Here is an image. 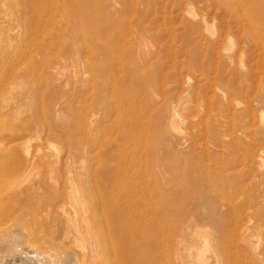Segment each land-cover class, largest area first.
<instances>
[{"label":"rangeland","instance_id":"rangeland-1","mask_svg":"<svg viewBox=\"0 0 264 264\" xmlns=\"http://www.w3.org/2000/svg\"><path fill=\"white\" fill-rule=\"evenodd\" d=\"M1 26L0 48L19 65L6 103L19 101L7 110L0 96V129L59 121L72 184L111 170L124 264H264V154L251 161L264 144V52L244 43L234 20L206 0H0ZM46 44L54 50L37 49ZM48 58V74H26ZM109 61L114 88H100ZM12 63L4 59L2 76ZM82 78L79 97L68 83ZM42 80L68 88L43 99L34 93ZM42 103L49 111L38 115ZM29 136L10 145L32 146ZM63 139L49 142L56 157L67 154Z\"/></svg>","mask_w":264,"mask_h":264},{"label":"bare ground","instance_id":"bare-ground-1","mask_svg":"<svg viewBox=\"0 0 264 264\" xmlns=\"http://www.w3.org/2000/svg\"><path fill=\"white\" fill-rule=\"evenodd\" d=\"M206 2L210 7H217L219 12L235 21L236 32L245 37V44L251 43L256 48L260 47L259 51L264 52V38L260 42L257 40L258 43L255 41L257 34L264 33V0H206ZM3 27H0V43L8 34ZM37 49H43L45 54L54 50L53 44L39 46ZM136 52L138 54V51ZM6 58H11L13 63L8 67V73L2 76L1 64ZM49 60L50 58L46 59L42 67L41 64L33 63L32 66L27 67L26 74L29 77H34L37 72L48 74L52 66ZM57 60L58 58L54 62ZM109 62L107 69L102 72L104 83L98 85L100 88H114L113 62ZM17 67L19 65L12 55L0 48V96H4L1 100L5 102L4 109L7 110L12 106L15 108L14 104L19 101L16 98L17 102L11 100L6 103L8 90H14V88L13 90L7 88V85L10 80H13L14 70ZM100 71V65L93 68L91 80L99 78ZM157 75L158 72L154 74L155 80L159 78ZM126 76L133 81L134 76L131 71ZM85 81L82 78L76 79L72 85L67 83L69 88L73 89V93H78L88 91ZM68 84L63 88H68ZM34 87L35 94L41 95L43 99L49 96L51 101L56 96V92L63 90L62 87H59V90L55 85L51 86L46 80H42L39 85L34 83ZM80 87L81 90H79ZM15 93L17 91L9 93L10 98ZM98 98L105 97L99 94ZM127 105L130 104L127 103ZM108 106L110 114L115 115L114 119H116L115 99ZM260 107L261 111H264V101L261 102ZM37 109L38 115L49 111L45 103ZM167 112L165 110L162 113L165 115ZM167 115L169 116V113ZM176 115L180 117L177 113ZM93 122L97 123L96 120ZM14 123L17 124V122ZM54 125H59V121L43 123L42 128L11 126L12 128L9 129H0V264L126 263L122 196L119 191L111 195L107 192L109 186L115 185V181L112 180L115 175L113 176L111 170L100 168L91 177V181L89 178L85 181L79 178L81 183L78 186L72 184L76 177L66 176L73 162L69 138L63 139L62 137L66 135L59 133L57 126ZM34 129L37 132L32 133ZM263 134L261 136L264 137ZM27 135H30V141L33 140L34 145L24 142L25 145L23 143V145H10L17 140L21 141L20 139L26 138ZM55 138H61L66 143L67 154L64 157L54 156V145L49 142ZM259 147L260 152L253 155L252 162H259L264 154V144ZM167 149L170 151L169 148ZM155 158L156 155L150 157L151 160ZM83 175H86V172L83 171ZM77 177L81 176L77 175ZM89 181L94 184L89 185ZM68 184H71L70 189L66 188ZM188 253L190 258L194 256L191 251ZM111 255L112 260H109ZM204 257L194 259H197V264H205ZM190 261L187 264H190Z\"/></svg>","mask_w":264,"mask_h":264}]
</instances>
